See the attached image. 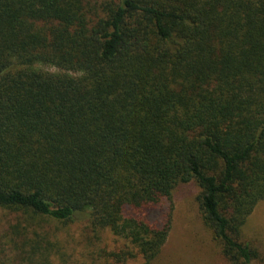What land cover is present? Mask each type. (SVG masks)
Segmentation results:
<instances>
[{
    "label": "trees",
    "instance_id": "trees-1",
    "mask_svg": "<svg viewBox=\"0 0 264 264\" xmlns=\"http://www.w3.org/2000/svg\"><path fill=\"white\" fill-rule=\"evenodd\" d=\"M188 183L231 264H264L240 240L264 201V0H0L1 207L150 263Z\"/></svg>",
    "mask_w": 264,
    "mask_h": 264
},
{
    "label": "rangeland",
    "instance_id": "rangeland-1",
    "mask_svg": "<svg viewBox=\"0 0 264 264\" xmlns=\"http://www.w3.org/2000/svg\"><path fill=\"white\" fill-rule=\"evenodd\" d=\"M197 194L195 183L175 189L168 203L172 213L168 239L150 263L139 254L119 261L116 254L127 244L109 229L93 232L84 220L64 223L0 206V264H231L204 223ZM240 240L264 258V201L248 216Z\"/></svg>",
    "mask_w": 264,
    "mask_h": 264
}]
</instances>
